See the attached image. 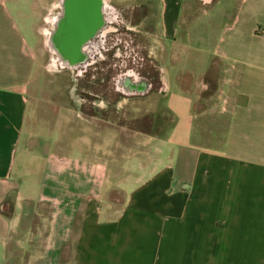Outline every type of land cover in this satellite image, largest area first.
Listing matches in <instances>:
<instances>
[{"label": "crops", "instance_id": "obj_1", "mask_svg": "<svg viewBox=\"0 0 264 264\" xmlns=\"http://www.w3.org/2000/svg\"><path fill=\"white\" fill-rule=\"evenodd\" d=\"M24 1L0 0V264H264V0H227L220 21L198 12L221 0H160L159 44L197 47L161 57L155 115L93 114L41 169Z\"/></svg>", "mask_w": 264, "mask_h": 264}, {"label": "rangeland", "instance_id": "obj_2", "mask_svg": "<svg viewBox=\"0 0 264 264\" xmlns=\"http://www.w3.org/2000/svg\"><path fill=\"white\" fill-rule=\"evenodd\" d=\"M60 2L26 0L19 8L20 23L36 57L27 92L26 132L35 133L34 154L27 164L30 169L45 167L50 151L68 155L70 148L60 145L61 141L69 145L71 140L81 138L75 136L76 123H83L87 131L83 140H89L93 114L110 117L116 124L133 129L142 128L140 118L155 115L145 112L153 100L146 96L160 79L161 57L163 66L173 70V60L182 59L188 64V57L197 47L190 43L171 46L167 41L163 47L159 44L160 0H104L100 29L88 39L85 59L72 67L63 66L49 44L55 27L52 18L61 12ZM225 6L232 7V3L215 1L198 16L220 21ZM201 69L199 66L196 71ZM28 176L39 179L38 174Z\"/></svg>", "mask_w": 264, "mask_h": 264}, {"label": "flooded vegetation", "instance_id": "obj_3", "mask_svg": "<svg viewBox=\"0 0 264 264\" xmlns=\"http://www.w3.org/2000/svg\"><path fill=\"white\" fill-rule=\"evenodd\" d=\"M102 2V7L99 8L93 0H61L59 6L61 12L52 18L55 27L50 32L49 44L63 66L72 67L76 64L71 63L69 56L76 57L78 50H82L84 53L82 58L85 59V52L89 47L88 39L94 36L84 38L87 33L96 34L100 29L99 14L102 15L105 11L104 0ZM58 28L62 30V43L59 49L54 42Z\"/></svg>", "mask_w": 264, "mask_h": 264}, {"label": "water", "instance_id": "obj_4", "mask_svg": "<svg viewBox=\"0 0 264 264\" xmlns=\"http://www.w3.org/2000/svg\"><path fill=\"white\" fill-rule=\"evenodd\" d=\"M95 3H96V5H97V7H99V8H101L102 7V0H93ZM101 18V15L99 14V19ZM67 33H69L68 32V29H67ZM93 35V33H87L86 35H85V38L84 39H88L89 37H91ZM83 52H82V50H78V52H77V56L76 57H73V56H69V58L72 60L73 59V61L75 62V63H79V62H82L84 59L82 58L83 57ZM81 59H83V60H81Z\"/></svg>", "mask_w": 264, "mask_h": 264}, {"label": "bare ground", "instance_id": "obj_5", "mask_svg": "<svg viewBox=\"0 0 264 264\" xmlns=\"http://www.w3.org/2000/svg\"><path fill=\"white\" fill-rule=\"evenodd\" d=\"M61 32H62V30H60L59 28L57 29V32L55 33L56 35L54 36V42H55V44H56V47H57V49H59V48H61ZM70 61H71V63H74V61H73V59L71 60L70 59Z\"/></svg>", "mask_w": 264, "mask_h": 264}, {"label": "trees", "instance_id": "obj_6", "mask_svg": "<svg viewBox=\"0 0 264 264\" xmlns=\"http://www.w3.org/2000/svg\"><path fill=\"white\" fill-rule=\"evenodd\" d=\"M159 82H160V79H158V82H157V84H159Z\"/></svg>", "mask_w": 264, "mask_h": 264}]
</instances>
